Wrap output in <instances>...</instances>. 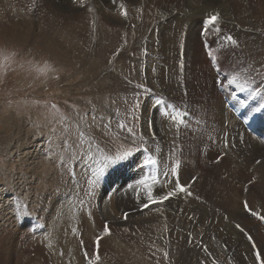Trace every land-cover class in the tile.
<instances>
[{
    "label": "rangeland",
    "instance_id": "1",
    "mask_svg": "<svg viewBox=\"0 0 264 264\" xmlns=\"http://www.w3.org/2000/svg\"><path fill=\"white\" fill-rule=\"evenodd\" d=\"M59 1L55 0L56 3ZM190 1L84 0L83 3H90V6L91 3L97 4L98 6L95 7L103 16L99 14L98 17H94L93 14L91 16L86 14L73 23L72 34L68 30L73 46L66 57L61 55L62 49H65L63 42L61 43L63 46H59L61 52L58 50L54 53L47 48L44 40L37 39V41L24 43L14 36L9 38L0 35V205H7L9 202H14L15 205L14 200L18 197L22 205L20 209L23 212L22 215L19 214L20 216H16L18 215L16 213L14 216V213L8 212L9 218L5 225L7 228L0 227V264H124L127 260H124L123 254L132 251L138 256L145 254L153 264H176L177 261L173 260L178 256L182 257L183 264H202L196 258H191L190 252L182 255L175 252L173 255L171 249H164L158 245L154 247L157 248L155 250L147 247V250L137 251V253L131 245L134 244L133 240L123 239L122 236L113 232L111 228L113 221L109 220L110 216L116 218L128 212L122 213L120 209L123 205L116 204L118 186L113 176L118 178L127 175L129 182L123 185L124 190L127 191L129 190L127 184H130V181L131 184L135 183L139 175L140 179H143V175L153 179L154 173L159 171V165L150 169V172L149 168L140 169L143 164H131V169L136 167L139 173L138 177L134 174L135 179H133L127 170L130 165L125 164L115 169L110 176L103 177L107 182L110 181L105 193L106 184L101 182L104 185L102 187H99L101 183L97 184L101 176L96 175V169L104 166L103 161L107 156L116 155L111 151L114 152L117 145L125 147L124 150L137 151V147L146 149V153L138 152L142 154L143 159L150 151L153 154L158 152L160 149L157 147L167 148V152L171 154L172 165L176 166L177 162L179 164L180 183L188 188V192H184L187 199L206 202L210 209L211 206L214 209H221L217 211V215L220 214L221 218L226 213L224 215H227L226 221L229 220V212L225 210L229 205L222 196L227 197L231 194L232 197L239 198V203L242 201L243 204L241 213L244 217L239 218L233 213L235 218H233L235 220L233 230H237L239 236L244 238L246 241L244 245L250 246L246 250L251 248L254 254L256 243L262 250L264 249L261 244L264 242V200H255L252 196H256L259 190L253 189L251 182L245 189L241 184L236 183L231 184L232 189L229 188L224 181L225 177L215 176V170L209 169L217 164V162L213 163L216 160L209 162L204 156L208 154L206 142L212 128L211 100L216 102L214 93H217L212 87L210 88V80L213 74L217 81L221 78L219 76H223L214 65L205 64L210 58L208 53L212 52L229 80V75H232V79L236 78L237 83L233 87L234 93L237 94L236 101L246 102L252 99L256 108L259 106L257 103L264 98V92L258 95L256 89L253 90L254 87L261 88L260 84H256L257 82L264 81V33L254 46L240 40H236V45H228L225 38L228 35L233 37L235 30L224 27L226 36H222L224 35L222 33H219V37L213 33L205 37L203 35L202 41L199 38L198 45H195L193 42L197 38H191L189 33L191 26L199 28L210 16H219V13L212 9L208 11L202 9L196 11V14H202L201 17H194L196 8L185 5ZM72 2L82 3V0H72ZM0 5L2 7L4 3ZM140 9L142 14L140 20H144L146 24V18L150 19L146 24L147 29L144 30V33L150 36L142 42H131L132 34H135L136 29L129 28L127 23L124 27L116 23L117 20L123 22L131 18L132 14ZM185 10L187 14L193 15H186ZM99 16L103 18L100 19ZM186 18L189 19L185 24L188 31L183 32V29L182 31L177 29L174 37H165L162 46L155 31L148 33L149 25H154L158 20L164 19V23L170 26L172 31L176 24ZM33 27L36 32L42 29ZM97 27L100 33L95 37L93 30ZM42 30L45 31V29ZM42 30L39 31L38 36L53 34L47 29L48 33ZM148 40L149 44H147ZM153 41L154 43L151 44ZM48 42L52 43V41ZM80 50L85 51V54L81 55ZM78 55L82 61L79 60ZM181 60L184 64L182 73ZM169 72V81H167L165 74ZM228 81H226L227 84ZM204 83L208 84L204 86ZM137 85L152 89L151 93L145 94ZM156 98H163L166 101L160 106L161 112H159L162 128H169L168 119L172 118L170 109H167L168 104L173 105L174 109L181 114L176 119L177 123L171 119L172 128L175 126L174 129L177 131L180 129L178 133L174 132L172 136H168V139L173 137L171 140L167 141L161 128H151L148 131L149 139L146 141L138 139L137 135L123 128L121 130L124 132L120 131L121 138L116 137L120 123L130 126L129 128L134 126V132H140L136 127L138 113L142 111L143 103L151 105ZM137 99H139L140 107L134 110ZM166 109L168 115L164 114ZM253 116L259 118V114L255 113ZM177 124L180 125L177 126ZM118 153L121 151L118 150ZM168 169V166L165 167L164 174L168 173ZM192 171L194 173L191 174ZM4 173L8 174L6 178ZM146 176L139 182L141 185L137 189H147L148 194L151 195L145 184L148 180ZM159 176L165 175L160 173ZM11 179L13 182H10ZM47 179L51 180L48 181L50 184H47ZM93 187H98L96 192H94L95 189L92 191ZM40 189L45 190L43 194ZM49 189L52 192L45 193ZM155 189L154 195L157 196L164 191L163 187L155 186ZM146 196H144L145 200ZM156 206L159 207L161 204L152 205L144 211H149ZM239 208L241 209V206ZM253 210L257 212L252 214ZM16 211H18L17 205ZM230 211H237V208L232 207ZM69 219H73L74 227L66 229L63 226H57L58 221ZM185 221L183 220V223ZM221 232L216 231L217 236H213L214 247L217 254L226 256L227 246L225 249L222 246L224 243L220 238ZM66 233L68 241L63 242L62 238L66 236ZM87 242L92 245L88 246ZM190 243L194 246L196 244L193 236L190 238ZM209 244L210 242H206V246ZM243 246L242 249H245ZM57 252L61 255L55 256ZM159 255L163 256L165 261H160L157 258ZM209 259L213 264H222L214 257ZM235 260L236 264H241L239 253ZM256 263L264 264V260L258 258ZM224 264H226L225 261Z\"/></svg>",
    "mask_w": 264,
    "mask_h": 264
},
{
    "label": "bare ground",
    "instance_id": "2",
    "mask_svg": "<svg viewBox=\"0 0 264 264\" xmlns=\"http://www.w3.org/2000/svg\"><path fill=\"white\" fill-rule=\"evenodd\" d=\"M83 1L84 0H82V3H80V2L75 3V2H72V0H67V1L60 0L59 3H56L55 0H0V3H4V6H2V7L0 5V33H1L0 35H4L5 37H9V38L14 36V38H16L18 41H22L24 43L30 42L32 40L37 41V39L44 40V42H46L47 48H49V50L54 52V53H56L58 50H59V52H61V50H60L61 48L59 49V46H61L62 45L61 43L63 42V43H65V49H62L61 55L66 57V56H68V53L71 52V47L73 46V43L70 42V39H71L70 35L72 34L71 30L74 31L71 27L73 25V23L78 21L80 19V17H84L86 14H87V16H91L93 14L94 17L99 15V14L102 15V13H99L98 8L95 7L97 4L95 5L93 3L94 6H92L93 4L91 3V6H90V3H87V2L83 3ZM37 2H39V3H37ZM181 2H182V0H181ZM129 3H131V2H129ZM163 3H165V2H163ZM185 5L192 6V7L196 8V10H194V12H195L194 17L195 16L201 17L202 14H196V11H200L202 9H203V11L204 10L208 11V10L212 9V10H216L219 13L220 19L218 20L216 25H214L213 27H209V31H208L207 35H209L210 33H213V35H216V37H219V33H222V34H224L222 36H226V30L224 29V27H229V28L235 30V35L233 36V38L235 40L244 41V43H248V45L251 44L252 46H254V45H256V41L264 33V0H191L190 3H186ZM163 10H167V9H163ZM135 11H136V8H135ZM104 12H105V10H104ZM104 12H103V14H105ZM140 12H141V9L137 13L134 12L132 14L131 18L129 17L128 19H125V21H123V22L117 20V23H116V25H121V27H124V24L127 23L129 28H131L133 30L136 29L135 34L134 33H133L134 35L132 34L131 42H135V41L142 42L146 37L148 38L150 36V35H147L144 33V30L147 29L146 24H148L150 19L148 20L149 17L146 18L147 20L146 19L145 20L147 23L145 24L144 20H140L141 16H142V14ZM185 13H186V15H193L191 13L187 14V10H185ZM148 15H150V14H148ZM102 16H99V18L101 19ZM107 16H109V15H107ZM127 16H125V17H127ZM164 16H163V18H164ZM109 19H111V18H109ZM162 20L163 21L158 20L157 21L158 23L156 22L154 25H152V24L149 25V29H148L149 34L152 31L156 32L155 35L157 34L158 41H161V46L163 45V42H164V39L166 36L169 38L175 36L177 29H181V31L183 29V32L188 31L187 28H185V24H187V22L189 21L188 18H186L185 20L183 19L180 23L176 24L174 27V30H172V31H171L170 26H166V23H164V19H162ZM153 23H154V21H153ZM76 24L77 23H75V25ZM260 24H262V26H260ZM33 26L37 27L38 29L39 28L45 29V31H43L42 29H40L39 31L42 30L43 32H46V33H48L50 31L53 34L50 36H48V35L45 36L46 35L45 34L44 37L47 38L46 39L47 41H46L45 38L43 37V35L38 36L39 31L36 32V30L33 29L34 28ZM81 28H83V27H81ZM204 28H205V24L201 25L199 28H196V26H194V27L191 26V28L189 29V33H190L191 38H193V37L197 38V39H194V42H193L195 45H198L199 38L202 41V38L205 37V35L203 34ZM46 29L48 32L46 31ZM216 29H219V31H216ZM68 30H69V32H71V34L68 32ZM75 32H77V31H75ZM93 33H94V36L96 37L97 34L100 33L99 27L94 29ZM36 35L38 37H36ZM203 35H204V37H203ZM191 38H189V40H191ZM149 40H148L147 44H149ZM48 41H52V43H49ZM154 41L151 42V44H153ZM95 42H96V40H95ZM226 43L228 45L230 44L228 42H226ZM211 45H212V43H211ZM90 47H92V46H90ZM141 49H143V47ZM63 50H65V51H63ZM80 51L79 52L81 53V55L85 54V51H83V50H80ZM91 55H92V53H91ZM95 55H96V53H95ZM93 56H94V53H93ZM205 56L208 58L207 54H205ZM77 59H78V57H77ZM80 59L82 61V58H80V56H79V60ZM208 59L209 60H207V62L205 64L206 65L207 64L214 65L216 70L221 71V75H223V76H219L221 78H220V80L217 81L214 74L213 75L211 74L212 75V79H211L212 81L210 80V88L212 87L213 90H215L217 93H214V94H216L214 97L216 102H213L211 100L212 114H211V120L210 121L212 122V128H211V134L209 135L210 137L206 142V148L208 150V154L204 155V156L206 157V160H208L209 162L216 160L213 163L217 162V164L214 165L213 168H209V169H213V171L215 170V172H214L216 174L215 176L225 177L224 181L226 182V184L228 185L229 188L232 189L233 187L231 186V184L236 183V184H241V186L245 189L246 187H248V183L251 182L253 189L259 190V193L256 192V196H254V195H252V196L254 197L255 200L259 199L260 201H262V200H264V142H263L264 141V112H260V113L255 112V107H254L252 99L248 100L246 102L236 101L237 94H235L234 90H233L234 84L230 86L229 84L226 83V81L229 80L227 78L228 75L222 69L221 64L217 62V59L215 57L214 58H208ZM85 61H86V59H85ZM144 63H145V61H144ZM97 65H99V64L97 63ZM90 67H92V65ZM86 72H89V71H86ZM169 75H170V72L167 75L165 74V78L167 81H169V77H168ZM95 77H97V76H95ZM159 77H160V75H159ZM229 78L231 80L232 75H229ZM161 79H163V78H161ZM161 79L159 81H161ZM221 81H223V84L220 83ZM203 82H204V80H203ZM158 84H160V83L158 82ZM206 84H208V83H206ZM206 84L204 83V86H206ZM256 84H260L261 88L254 87L253 90L256 89V92H258V95L263 94L262 92H264V81H259ZM155 86H156V84H155ZM169 86H170V84H169ZM167 87H168V85L166 86V88ZM164 89H165V87H164ZM207 89H208V87H207ZM156 91H158V90H156ZM207 93H209V92H207ZM208 95H210V94H208ZM225 101L227 104L225 103ZM119 102H120V100H119ZM257 104L258 105L264 104V98L261 102H258ZM142 107H143V109L141 108L142 111H140L138 113L139 118L136 119V123H137L136 127L140 130V132H134L133 133V134L137 135L138 139H141V140L144 139L143 141L148 140L149 139V132L148 131L151 128H153V129L161 128L162 134L165 138H167V141L171 140L173 138L172 137V138L168 139V136H172L174 134V132L178 133L180 131V129H179V131L174 129L175 126H174V128H172L173 127V124L171 123L172 118L168 119L169 128L168 127H165V128L161 127V125H162L160 123L161 116L159 113V112H161L160 111L161 109H160V107L155 106L154 103L151 105H146L143 103ZM235 111L241 113L243 119L249 121L257 129V132L259 135L256 136L253 133H251L247 129L244 122L242 120H240V118L237 115L234 114ZM144 112H146V113H144ZM170 113L173 114L172 109H170ZM255 113L259 114V118H256L253 116ZM129 123H132V122H129ZM175 123H177L176 120H175ZM121 125H122V123H120V125H118V126H120V129L116 132V137L121 136L120 131H123V130H121ZM123 125H124V123H123ZM178 125H180V124H177V126ZM128 127H130V126H128ZM132 128L134 129V126H132ZM206 132H207V130H206ZM99 133L100 132H98V134ZM100 136H102V135H100ZM259 138H261V139H259ZM124 140H125V138H124ZM99 145H101V144H99ZM140 145L141 144H139V146ZM145 146H146V143H145ZM115 147H116V148H114L115 151L114 152L111 151L114 154H117L118 150L121 151V153L123 151H125L124 150L125 147L122 148L123 147L122 145H119V146L117 145ZM157 148L160 149L158 152H155L154 154L152 151L149 152V154L152 155L153 158L157 159V164L154 166H147V167L143 165L140 167V169L149 168V171H150V169L152 170L153 168H156L157 165H159V171H158L159 173L156 172L154 174L158 177V179H160L161 183L157 184L155 186L164 188L163 193H165V192L166 193L164 195H162L160 198H158V199L164 201V203H161V206H159V207L156 206L154 208H150L149 211H144V209H147L152 205H150L149 207L147 206V203H146L147 200H145V198H144V196H146V190L144 188L137 189L139 186L138 181L140 180V175L137 171V168L135 167V168L131 169V165H130L128 167L129 169H127V170L129 171L132 178L135 179L134 176L136 175V177H138V175H139V179L135 183L132 184L133 185L132 189L128 188L129 190L126 191L123 188V185L126 184L127 182H129L127 175L125 177H118V178L116 176H113V179L115 180V183L118 186L117 196H116V204H117V206L123 205V208L120 209V210H122V213L125 211H128V212H125V215L117 216L116 218H114V216H113V218H112V216H110L109 220L113 221L112 222L113 224L111 226L113 232L115 234H117L118 236H122L123 239L128 238L130 240H133L134 244L132 243L131 245H133L132 248L135 249L136 252L144 250L147 247H149L152 250H155L157 248H154V247H156L158 245L164 249H171L172 250L171 252L173 255L175 252L180 254V255L186 254V253L188 254L190 252L192 254L191 258H196L202 264L204 262H206L207 264H213L212 260L209 259L212 257H214L216 260H219L220 263H222V264H224V261L226 264H236L235 257L237 255V253H239V255H240L241 264H257L256 259L258 261V258H259L257 256V253H259L260 258H262L264 260V252H263L264 249L262 250L258 243H256V246L254 247L255 251L253 254L252 250H250L251 248L246 250L250 246L244 245L246 243L244 238L239 236L237 230H233L234 229L233 225L235 222V220H234L235 218L233 217V213H235L239 218L244 217V215L241 213L242 206H243L242 201L240 202L241 205H239L240 204L239 198H234V196L232 197L231 194H228L227 197L222 196L225 200H227V203L229 205L228 209L225 210V211L229 212L228 213L229 220L226 221L225 217H227V215L224 216L226 213H224L221 218L219 216L220 214L217 215V211L218 210L220 211L221 209H214V208H212V206L210 209L206 202L201 203L197 200L196 201L188 200L187 197L185 196L184 192L182 193L181 190L179 189V187L175 186L176 179L174 177H171L170 175L167 176V178L165 176L164 177L159 176L160 173L161 174L163 173V175H164V172L166 171L165 167H167V166L169 167L168 173L170 174L171 167H173V165H172L171 159H170L171 154H169L167 152V148H165V147H157ZM207 150H206V152H207ZM106 152L109 153L110 151H106ZM138 155H139L140 159H143L141 157L142 154H138ZM209 169H207V170L209 171ZM193 171L191 172V174L194 173ZM32 173L34 174L35 172L32 170ZM178 173L180 174L179 170H178ZM189 173H190V171H189ZM146 174L148 175L149 173H146ZM7 175L5 174L4 177L6 178ZM143 176L145 177L146 175H143ZM144 177H143V179H145ZM15 178H16V176H15ZM146 178H147V176H146ZM11 181H12V179L10 180V182ZM48 181H51V180L47 179V181H46L47 184H50V182H48ZM180 181H181V179H179V182ZM101 182L106 184L104 187V190L106 193L107 188L109 187L108 183L110 181L107 182V180L106 179L104 180L103 176H101V178L99 179L97 184H99ZM154 182H155V178L148 179L145 182V184H146L147 188H149L150 192H151L150 185H152ZM102 183L99 187L104 186ZM130 184H131V181H130ZM196 184H197V182H196ZM155 186L152 189L154 194L156 192ZM97 188L93 187L92 191H94V189H95L94 192H96ZM229 188H227V189H229ZM234 188H236V186ZM56 189H57V187H56ZM44 191L45 190L42 191L40 189V192L42 194ZM241 191H243V190H241ZM47 192H52V190L51 191H50V189H49V191L46 190L45 193H47ZM163 193H162V191L160 192V194H163ZM238 193H240V192H238ZM167 196H171V198L169 200H167ZM14 201H16L15 205L13 204L14 202L13 203L9 202V203H7V205H0V227H5V225H7L6 222L8 221V218H9L8 212L14 213V216L16 214H18L16 216H20L19 214H21V215L23 214V212L20 209V207H22V205H20V199L17 197V199ZM253 203L255 204L254 201H253ZM16 205H17L18 211H16ZM240 206H241V209L239 208ZM232 207L237 208V211L231 212L230 208H232ZM256 208H258V207H256ZM24 210H25V208L23 209V211ZM255 211L256 210H253L251 213L253 214ZM3 212H5V213H3ZM3 215H4V217H3ZM252 217H255V216H252ZM183 220H186V221L183 223ZM14 221H16V220H14ZM16 223H18V222H16ZM57 223H56L57 226H63V227H66V229H67V227H74L73 219H69L66 221L60 220ZM258 223L259 222H257V224ZM1 225H3V226H1ZM243 225H245V224H243ZM5 228H7V227H5ZM64 230H65V228H64ZM216 231H220V232L222 231L220 238L222 239V243H224V244H222L224 249H225V246H227V249H225L226 256L223 254L221 255V253L217 254L215 251L216 248L214 247L215 242H213V236H215V235L217 236ZM192 236H193V239L196 241L195 246L192 243H190V238H192ZM67 237H68V234L66 233V236L64 238H62V241L63 242H65V240L68 241ZM206 238H207V240H206ZM261 240H262V237H261ZM10 242H11V240H10ZM206 242H208V243L210 242L209 246H206ZM254 242H255V240H254ZM105 243H107V241ZM261 244L264 246V242L263 243L261 242ZM46 245H47V243H46ZM89 245H92V244L88 243V246ZM243 245L245 246V249H242ZM244 246H243V248H244ZM92 252H94V251H92ZM140 254H142V253H140ZM60 255H61L60 252H57V255L55 254V256H60ZM123 256H124V260L125 261L127 260L126 262H124V264H153V262L150 261L149 258L145 254H142V256H138L137 254H135L134 251H132L131 253H124ZM157 258L160 261H165V258L161 255H159V257H157ZM173 261H177L176 264H183V259L181 256H178V258H174ZM197 263H199V262H197Z\"/></svg>",
    "mask_w": 264,
    "mask_h": 264
},
{
    "label": "snow or ice",
    "instance_id": "3",
    "mask_svg": "<svg viewBox=\"0 0 264 264\" xmlns=\"http://www.w3.org/2000/svg\"><path fill=\"white\" fill-rule=\"evenodd\" d=\"M219 19H220L219 16H210L205 21V28H204L203 34L204 35H207L208 34V31H209V26H212V25L216 24ZM216 31H219V29H216ZM225 39L231 45H236L237 44V41L231 35H228ZM208 54H209V57L210 58H214L211 51H209ZM183 68H184V64H183V60H181V62H180V70H181V73L183 72ZM220 83L223 84V81H221ZM236 83H237V81H236V78L235 77L233 79H231V80L228 81V84L230 86L233 85V84H236ZM237 86H241V85H237ZM137 87L141 88L145 94L151 93V89L144 88L143 85H137ZM241 87L243 88L244 86H241ZM253 94H255V93H253ZM137 96L139 97V93L137 94ZM165 103H166V101L163 98H156L154 100V104L157 107H160L161 105H164ZM139 107H140V102H139V99H137V102L134 105V110H138ZM167 109H172L173 110V114H172V119L173 120H176L178 118V116L181 115L179 113V111L178 110H175L174 109V106L171 105V104H168L167 105ZM167 109L164 111V114L165 115H168ZM255 112L256 113L264 112V104H260L259 106H257L255 108ZM184 115H187V113H184ZM121 128H123L124 130H126V131H128L130 133H134V129L133 128H129L127 125H121ZM133 143H135V141H133ZM138 152H145L146 153L147 150L146 149H142V148H137V151H133L132 149H127V150L123 151L122 153H118L116 155H109V156H107L105 158V160L103 161V165L104 166L101 167V168L96 169V175L97 176L108 177V176L111 175V173L115 169H117L119 167H122L125 164H128V165H131V164H143L146 167L147 166H154V165L157 164V159L153 158V156L150 155V154H147L145 156V158L143 160H141L140 157H139V155H138ZM178 167H179V164L177 162V165L176 166H173L171 168L170 174L169 173H165L164 175H165L166 178L169 175L171 177H174L176 179L175 186H178L182 193L183 192H188L187 186L181 185L180 182H179ZM152 177H155V182L152 185H150L151 195H149L148 194V190L145 189L147 191V196H146L147 202L146 203H147V206L148 207L150 205H158V204L163 203L164 201L158 199L157 197L162 196V195H164L166 193L165 192V193L160 194L158 196L157 195H154V192H153L152 189H153V187L155 185L160 184L161 181L155 175L152 176ZM143 180L144 179H140L138 181V183L140 181H143ZM139 185H141V184L139 183ZM127 187L130 188V189H132L133 188V185L132 184H127ZM170 198H171V196H167V200H169ZM249 238L251 239V237H249ZM257 256L260 258V254L259 253H257Z\"/></svg>",
    "mask_w": 264,
    "mask_h": 264
}]
</instances>
